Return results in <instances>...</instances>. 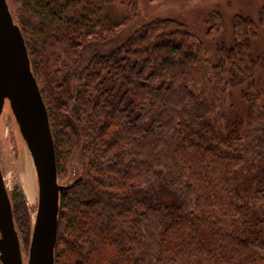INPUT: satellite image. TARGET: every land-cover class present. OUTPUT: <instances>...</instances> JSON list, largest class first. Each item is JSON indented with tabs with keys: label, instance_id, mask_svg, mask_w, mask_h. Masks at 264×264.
<instances>
[{
	"label": "trees",
	"instance_id": "trees-1",
	"mask_svg": "<svg viewBox=\"0 0 264 264\" xmlns=\"http://www.w3.org/2000/svg\"><path fill=\"white\" fill-rule=\"evenodd\" d=\"M6 1L67 184L54 264H264V91L251 52L264 7L258 24L233 17V44L213 62L176 19L123 34L104 14L110 0ZM12 212L28 233L22 196Z\"/></svg>",
	"mask_w": 264,
	"mask_h": 264
},
{
	"label": "water",
	"instance_id": "water-1",
	"mask_svg": "<svg viewBox=\"0 0 264 264\" xmlns=\"http://www.w3.org/2000/svg\"><path fill=\"white\" fill-rule=\"evenodd\" d=\"M8 102L31 154L38 183L27 264H54L59 192L55 151L44 105L31 71L24 38L6 0H0V113ZM0 264H23L12 204L0 169Z\"/></svg>",
	"mask_w": 264,
	"mask_h": 264
},
{
	"label": "rangeland",
	"instance_id": "rangeland-1",
	"mask_svg": "<svg viewBox=\"0 0 264 264\" xmlns=\"http://www.w3.org/2000/svg\"><path fill=\"white\" fill-rule=\"evenodd\" d=\"M105 6L104 14L113 23H122L123 34L135 29L140 24L158 18H171L182 22L207 48L211 61L217 59L219 46L233 44L232 19L235 15H244L258 24V14L264 7V0H130L133 2V12L122 3V0H110ZM218 12L211 23H206L209 13ZM134 14V15H133ZM255 36L251 38L252 56L260 57V62L254 68L256 83L264 91V25H258ZM233 107L229 112L242 109L238 98V90L231 92ZM78 158H72L67 169V181L77 176L79 170ZM0 169L11 203L13 199L23 197L26 212L29 217V230L18 232L21 245L23 264H27L28 246L31 237L32 223L35 218L38 202V183L31 154L22 138L18 125L8 102L5 101L0 113ZM30 171L33 181V195L28 197L24 186V177ZM20 223L25 224V216L20 215ZM16 224V223H15Z\"/></svg>",
	"mask_w": 264,
	"mask_h": 264
},
{
	"label": "bare ground",
	"instance_id": "bare-ground-1",
	"mask_svg": "<svg viewBox=\"0 0 264 264\" xmlns=\"http://www.w3.org/2000/svg\"><path fill=\"white\" fill-rule=\"evenodd\" d=\"M24 186L28 197L31 198L33 195L34 181L29 170H27V173L24 177Z\"/></svg>",
	"mask_w": 264,
	"mask_h": 264
}]
</instances>
